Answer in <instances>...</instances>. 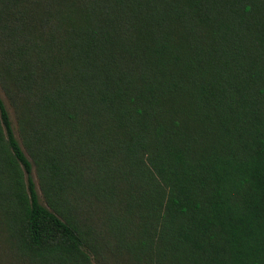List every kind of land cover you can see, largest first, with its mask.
Listing matches in <instances>:
<instances>
[{
	"label": "trees",
	"instance_id": "16d2710c",
	"mask_svg": "<svg viewBox=\"0 0 264 264\" xmlns=\"http://www.w3.org/2000/svg\"><path fill=\"white\" fill-rule=\"evenodd\" d=\"M0 88V264H264V0H0Z\"/></svg>",
	"mask_w": 264,
	"mask_h": 264
},
{
	"label": "rangeland",
	"instance_id": "374dc122",
	"mask_svg": "<svg viewBox=\"0 0 264 264\" xmlns=\"http://www.w3.org/2000/svg\"><path fill=\"white\" fill-rule=\"evenodd\" d=\"M0 95H1V97L3 98V100H4V102H5V104H6L7 108H8V110H9V112H10V114H11L12 123H13V128L15 129L16 134L18 135V132H17V123H16V121H15V117L13 116L12 109H11V107H10V105H9V102L6 100V97H5L4 93L2 92L1 88H0ZM33 177H34V179H35V174H34V173H33ZM35 182H36V184H37L36 179H35ZM37 188H38V186H37ZM0 253H1V255L3 256L1 261H4L5 258H6V254L8 253V250H7L6 248H4L3 244H0Z\"/></svg>",
	"mask_w": 264,
	"mask_h": 264
}]
</instances>
